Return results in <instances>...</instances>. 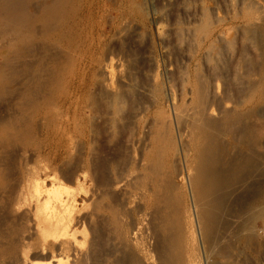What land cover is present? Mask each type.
Listing matches in <instances>:
<instances>
[{"label":"bare ground","instance_id":"6f19581e","mask_svg":"<svg viewBox=\"0 0 264 264\" xmlns=\"http://www.w3.org/2000/svg\"><path fill=\"white\" fill-rule=\"evenodd\" d=\"M81 1L0 0V264H264V0Z\"/></svg>","mask_w":264,"mask_h":264},{"label":"rangeland","instance_id":"374dc122","mask_svg":"<svg viewBox=\"0 0 264 264\" xmlns=\"http://www.w3.org/2000/svg\"><path fill=\"white\" fill-rule=\"evenodd\" d=\"M89 3H87L86 2V0H84V1H81V2H79L78 3V7H79V9H78V18H79V20H80V23H81V26H79V28H78V33L81 35V39L82 40H79V41H81V48H80V50H78V52H77V55H79L80 53H82V51L84 52V49H85V47L84 46H86L87 47V43L85 42V38H86V36H87V34H88V32H89V29L91 28V22H92V20L90 19V15H89V13L87 12V9L89 8ZM94 17V16H93ZM146 32H147V34L149 35L150 33H149V31H150V28H146ZM144 41H143V40ZM148 38H146V37H140V41H139V45L137 46V50L138 51H141V52H139V60H141V65L143 64L142 63V59H140L142 56L140 55V54H142V50H144L143 52V59L145 60V58L147 57V53H148V51H147V49L149 50V49H151V47H153L154 45H153V43L151 42V41H148L147 40ZM83 42V43H82ZM146 42V43H145ZM143 43H145V44H143ZM149 43H150V45H149ZM143 45V46H142ZM152 45V46H151ZM140 46L142 47V48H140ZM151 46V47H150ZM147 48V49H146ZM147 51V53H145L146 51ZM145 54V55H144ZM144 63H145V61H144ZM0 110L1 111H5V110H7V108H5L4 106H3V109H1L0 108ZM0 111V112H1ZM2 113V114H1ZM0 113V115H3L2 117L4 118L6 115V117L5 118H7L8 117V111H6V113H4V112H1ZM4 114H6L5 116H4ZM72 130H71V129ZM78 129L79 128H77L76 126H72V127H67V128H62V129H60V131H61V136L62 137H64L65 135H72V136H75L76 137V140H78L79 139V137H77V132H78ZM63 130V131H62ZM67 132H66V131ZM77 130V131H76ZM66 133H65V132ZM75 131V132H74ZM72 132V133H71ZM55 132H54V129L53 128H51V131L50 130H48V131H44V132H42L41 130L39 131V133L37 132V133H35L34 134V137L32 138V140H31V143H29V144H36V146H37V148L39 147L38 145H40V147L38 148V149H40V150H44V147L46 146V147H50V146H53L55 143L57 144H66L64 141H61V136H60V138H59V136L57 137L56 136V133L54 134ZM70 133V134H69ZM40 134H42V135H40ZM51 134H53V135H51ZM77 134V135H76ZM50 135V136H49ZM123 134H121V135H118V138L116 137L115 139L114 138H109V136H107V134H102V137L101 136H99L98 137V141H97V143L96 144H101V143H103V145L105 144H108V145H106V147H104V149L105 150H111V153H113V148H114V145L113 144H115V145H117V144H123V136H122ZM41 136H43V138L41 137ZM47 136V137H46ZM105 136V137H104ZM38 137V138H37ZM40 137V138H39ZM37 138V139H36ZM44 138H45V140H44ZM53 138H54V140H55V142H54V140H53ZM104 138H105V140H104ZM108 138V139H107ZM41 139V140H40ZM56 139H57V141H56ZM100 139V140H99ZM101 139H102V141H101ZM120 139H121V141H120ZM35 140V141H34ZM44 140V141H43ZM47 140V141H46ZM60 140V141H59ZM119 140V141H118ZM43 143H42V142ZM51 141V142H50ZM115 141V142H114ZM46 142V143H45ZM108 142V143H107ZM117 142V143H116ZM82 142H80L79 144H81ZM52 144V145H51ZM83 144V143H82ZM111 146V147H113V148H111L110 147V149H108L109 147L108 146ZM42 146H44V147H42ZM50 149V148H49ZM48 149V150H49ZM54 150V148H52L51 147V151H53ZM44 154V155H43ZM44 156H45V158H44ZM46 156L47 155H45V153H41L40 154V158L41 157H43V158H41V159H44V160H46L47 158H46ZM51 156V155H50ZM48 159H50L51 160V158H48ZM80 214V213H79ZM79 214H77L78 216H79ZM82 215H84V213H82ZM256 225L258 226V227H262V223H261V221H257V223H256ZM261 225V226H260ZM262 241H263V243H264V237H263V239H262ZM247 253V252H246ZM245 253V254H246ZM249 253V252H248ZM247 253V254H248ZM250 254V253H249ZM251 257H252V255H250ZM243 257H244V254H243Z\"/></svg>","mask_w":264,"mask_h":264}]
</instances>
